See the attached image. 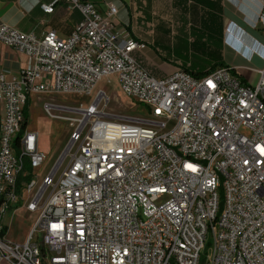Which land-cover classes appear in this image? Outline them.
<instances>
[{"label": "built area", "instance_id": "2783aa9c", "mask_svg": "<svg viewBox=\"0 0 264 264\" xmlns=\"http://www.w3.org/2000/svg\"><path fill=\"white\" fill-rule=\"evenodd\" d=\"M64 1L82 14L67 38L0 23V42L27 57L17 74L0 69V264H264V69L254 84L228 65L157 76L136 56L146 41L118 25L117 4ZM113 78L144 106L145 123L99 119L85 130L80 120L40 181L46 155L23 128L28 99L89 95ZM26 163L33 176L19 189ZM23 206L36 222L24 242L10 241L5 220Z\"/></svg>", "mask_w": 264, "mask_h": 264}, {"label": "crops", "instance_id": "0c3cea01", "mask_svg": "<svg viewBox=\"0 0 264 264\" xmlns=\"http://www.w3.org/2000/svg\"><path fill=\"white\" fill-rule=\"evenodd\" d=\"M41 3L53 4L54 11L44 12ZM96 3L101 9H105L107 3L117 4L122 11L117 19L118 25L129 21L130 33L142 40L149 41L152 34L168 36L171 33L184 48L190 45L193 36V45L197 44L199 50L211 52L214 59L196 67H185L190 72L203 73L210 66L223 63L232 67L246 83L254 84L259 77L258 71L264 69V29L257 22L260 10L258 0H100ZM81 18V12L78 9L70 10L64 0H0V23H7L23 32L41 35L54 29L59 37L67 38ZM231 22L245 28L241 34L248 44L246 54H238L224 43L225 31ZM140 24L156 25V28L144 31ZM190 25L194 27L189 28ZM142 55L143 52L136 53L139 59ZM26 64L27 57L23 53L0 42V69L17 74ZM3 113L4 107L0 101V123ZM39 148L48 161L51 154L43 150L40 144ZM13 212L5 220L8 227L6 238L24 242L27 233L25 236L9 235Z\"/></svg>", "mask_w": 264, "mask_h": 264}, {"label": "rangeland", "instance_id": "374dc122", "mask_svg": "<svg viewBox=\"0 0 264 264\" xmlns=\"http://www.w3.org/2000/svg\"><path fill=\"white\" fill-rule=\"evenodd\" d=\"M139 27L143 28L144 31H149L155 29L156 25L140 24ZM193 27L189 26V28ZM244 29L243 25L231 22L224 35L226 46L238 54H246L248 51L245 36L241 34ZM150 36L151 39L146 41L147 48L143 52V57L138 59L157 76L170 75L179 68L185 69L191 65L196 67L214 59L211 52L199 50L196 48L198 47L197 44L193 45L195 42L193 36L189 41L190 45L184 48L180 46V40L171 33L168 36L156 34ZM100 90L102 94H98ZM46 103L55 106L51 110L52 115L44 109ZM145 118H148V113L144 106L125 95L116 78L101 80L89 95L78 93L32 95L27 127L29 130L38 132L41 148L51 154L48 161L35 170L36 176L41 181L50 172L66 148L71 134L78 128L80 120H83L84 129L87 130L92 121L99 119L142 125L145 123L143 122ZM69 161L70 157L64 158L56 172V178L61 175ZM37 216L38 213L29 211L25 206L17 207L12 214L9 226L10 237L27 235L34 226ZM7 219L8 217L6 221ZM210 248L211 243H208L206 250L203 251V257L210 253Z\"/></svg>", "mask_w": 264, "mask_h": 264}, {"label": "trees", "instance_id": "16d2710c", "mask_svg": "<svg viewBox=\"0 0 264 264\" xmlns=\"http://www.w3.org/2000/svg\"><path fill=\"white\" fill-rule=\"evenodd\" d=\"M220 65H224V64L221 63V64L213 65V66H211L209 69H207V71H205V72H203V73H207L208 71H210V70H212V69H214L215 67L220 66ZM187 71H189V70L187 69ZM191 73L194 74V75L202 74V73H193V72H191ZM30 102H31V98L28 99V101H27V103H26V105H25V108H24V114H25V119H26V121H28V118H29V106H30ZM26 126H27V123L25 122L23 128H25ZM24 169H25L26 174H25V175H20V177H19V180H18V188H19V189L21 188V185H22V182H23V181H30V179H31L32 176H33V174H32V168H31V166L29 165V163H26ZM7 229H8V227L5 225V226H4V233L7 232Z\"/></svg>", "mask_w": 264, "mask_h": 264}, {"label": "water", "instance_id": "95a60500", "mask_svg": "<svg viewBox=\"0 0 264 264\" xmlns=\"http://www.w3.org/2000/svg\"><path fill=\"white\" fill-rule=\"evenodd\" d=\"M91 1H93V2H98V1H100V0H91Z\"/></svg>", "mask_w": 264, "mask_h": 264}, {"label": "bare ground", "instance_id": "6f19581e", "mask_svg": "<svg viewBox=\"0 0 264 264\" xmlns=\"http://www.w3.org/2000/svg\"><path fill=\"white\" fill-rule=\"evenodd\" d=\"M87 113V112H86ZM87 116V115H86Z\"/></svg>", "mask_w": 264, "mask_h": 264}]
</instances>
